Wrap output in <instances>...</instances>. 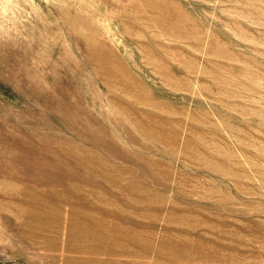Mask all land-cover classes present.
I'll return each mask as SVG.
<instances>
[{"label":"rangeland","instance_id":"obj_1","mask_svg":"<svg viewBox=\"0 0 264 264\" xmlns=\"http://www.w3.org/2000/svg\"><path fill=\"white\" fill-rule=\"evenodd\" d=\"M0 264H264V0H0Z\"/></svg>","mask_w":264,"mask_h":264}]
</instances>
